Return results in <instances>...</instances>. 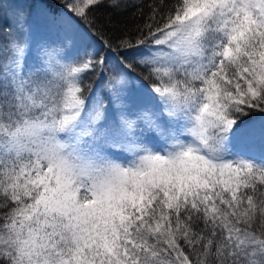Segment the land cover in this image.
<instances>
[{
    "label": "snow or ice",
    "instance_id": "snow-or-ice-1",
    "mask_svg": "<svg viewBox=\"0 0 264 264\" xmlns=\"http://www.w3.org/2000/svg\"><path fill=\"white\" fill-rule=\"evenodd\" d=\"M103 2L0 25V264H264V0Z\"/></svg>",
    "mask_w": 264,
    "mask_h": 264
},
{
    "label": "trees",
    "instance_id": "trees-1",
    "mask_svg": "<svg viewBox=\"0 0 264 264\" xmlns=\"http://www.w3.org/2000/svg\"><path fill=\"white\" fill-rule=\"evenodd\" d=\"M25 3L27 0H21ZM33 3H39L45 6L49 11H66L63 9L61 0H31ZM73 3L77 0H72ZM151 0H116V4L110 3V0H104L103 3L92 9L93 13L96 15L97 19L105 24L108 32L114 38L122 36L125 31L132 29L139 22V13L137 5L143 6V11L147 15L149 8L148 5ZM133 14H136L137 18L133 19ZM0 25H5V16L0 12ZM3 41V37L0 36V42ZM99 47V45H98ZM102 76H97L95 73H89L84 77L85 93L89 89L95 90L99 84ZM147 83V81H145Z\"/></svg>",
    "mask_w": 264,
    "mask_h": 264
},
{
    "label": "rangeland",
    "instance_id": "rangeland-1",
    "mask_svg": "<svg viewBox=\"0 0 264 264\" xmlns=\"http://www.w3.org/2000/svg\"><path fill=\"white\" fill-rule=\"evenodd\" d=\"M0 3H2L0 12L5 16L6 27L12 25L18 30L19 25L16 23V19L20 10H23V13L26 15L27 20L32 25L34 31L40 34L46 33L47 30L42 23L41 13L48 12L49 10L42 4L33 3L31 0H27L25 3L21 0H0ZM21 35L23 34L21 33ZM102 79L103 76L96 88L100 86Z\"/></svg>",
    "mask_w": 264,
    "mask_h": 264
}]
</instances>
